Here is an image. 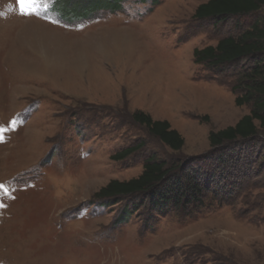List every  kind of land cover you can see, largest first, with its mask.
I'll return each mask as SVG.
<instances>
[{
	"label": "rangeland",
	"instance_id": "rangeland-1",
	"mask_svg": "<svg viewBox=\"0 0 264 264\" xmlns=\"http://www.w3.org/2000/svg\"><path fill=\"white\" fill-rule=\"evenodd\" d=\"M64 1L92 10L71 22ZM114 1L36 0L22 16L0 0V264H264V134L208 142L249 113L235 98L252 65L193 58L254 17L195 20L209 0ZM137 111L168 122L181 151L135 124ZM151 156L175 174L170 186L198 179L203 204L94 197Z\"/></svg>",
	"mask_w": 264,
	"mask_h": 264
},
{
	"label": "trees",
	"instance_id": "trees-1",
	"mask_svg": "<svg viewBox=\"0 0 264 264\" xmlns=\"http://www.w3.org/2000/svg\"><path fill=\"white\" fill-rule=\"evenodd\" d=\"M119 1L113 2L115 7ZM67 4H70L69 1H64L61 6L70 13L71 22H77L80 16L92 10L91 8L87 12H80L79 5L67 8ZM103 6L109 7V5ZM263 10L264 0H209L198 6L194 12L195 20H214L216 23H222L231 18L254 17L250 25L238 35L223 38L215 47L209 46L193 51L194 62L198 65L225 67L241 61H249L252 65L251 71L244 72L240 79V84L244 85L242 87L243 96L235 98L237 107L244 105L250 107L249 113L234 126L218 132H210L209 146L215 151L225 144L239 141L249 142L259 133L264 134V19L256 17ZM236 90L237 88L233 89V91ZM131 119L135 124L144 127L151 137L160 141L172 152H179L184 147V139L170 127L168 122L155 121L140 111L134 112ZM142 148V143L126 148L114 156L113 160L122 161ZM174 178L176 179V176L167 168L166 162L151 156L146 159L142 173L137 178L127 182L111 181L94 197L112 201L153 193L152 196L155 199L150 198L149 203L152 205L154 203V207L165 212L170 205L171 209H179L184 204L186 208L192 204H203L205 191L203 192L198 179L193 181L186 178V182L180 179L170 186L168 183ZM167 184L170 188L166 187L168 192H163L161 188L164 189ZM162 195L165 196L164 199ZM221 203L225 204L222 201Z\"/></svg>",
	"mask_w": 264,
	"mask_h": 264
},
{
	"label": "snow or ice",
	"instance_id": "snow-or-ice-1",
	"mask_svg": "<svg viewBox=\"0 0 264 264\" xmlns=\"http://www.w3.org/2000/svg\"><path fill=\"white\" fill-rule=\"evenodd\" d=\"M36 0H16V3L19 5L20 15L27 16L31 13L29 12V9L35 6ZM12 9L9 8V11ZM0 189H3L5 193L7 194V190L4 188V185L0 184Z\"/></svg>",
	"mask_w": 264,
	"mask_h": 264
}]
</instances>
